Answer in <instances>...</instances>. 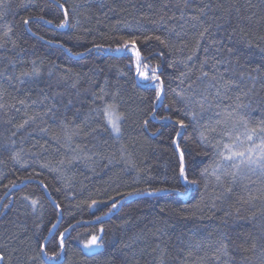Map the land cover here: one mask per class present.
Returning <instances> with one entry per match:
<instances>
[{"label":"trees","instance_id":"16d2710c","mask_svg":"<svg viewBox=\"0 0 264 264\" xmlns=\"http://www.w3.org/2000/svg\"><path fill=\"white\" fill-rule=\"evenodd\" d=\"M237 104L264 121V0H0V264H264Z\"/></svg>","mask_w":264,"mask_h":264},{"label":"snow or ice","instance_id":"6c2138e0","mask_svg":"<svg viewBox=\"0 0 264 264\" xmlns=\"http://www.w3.org/2000/svg\"><path fill=\"white\" fill-rule=\"evenodd\" d=\"M65 15H67V12L65 10ZM25 24L28 23L27 20L24 21ZM51 23V21H49ZM67 21L65 20L61 24L57 25V27H64ZM156 39L158 41H163L159 36L155 37H145V40L147 39ZM99 47V46H97ZM117 51L121 50H130V53L134 55L135 57V63H136V70L139 73L140 76H142L146 80H154L157 82H161L160 77L153 72V74L149 77L146 72L141 71V62H142V56L141 53L136 46L135 40H129L122 46L118 47L116 49ZM231 51V50H229ZM162 89L158 90L156 92V98L159 100L161 97ZM178 95L183 96V93H179ZM246 106L243 104H237L235 108H232V111L226 110V116L227 119L223 121H217V123H228V120H231V128L233 131L237 129H242V131L237 132V135L235 136V139L232 140L231 143L225 144L224 148L227 150V154H221V158L226 161L233 162L232 168L233 171L230 173L233 177L236 176V174L240 171L242 167H251L256 166L260 168L261 170H264V121L259 122L255 127L249 126L248 119L240 114V109L245 108ZM105 115L108 122L111 124L112 129L116 132L120 131V116L117 115L114 111V108L112 105H109L107 108H105ZM178 124L181 128L186 127L184 120H179ZM212 131H215V129H212ZM179 135V133H177ZM225 136H228L229 138L232 137V131H226L224 132ZM201 137L204 138V133H201ZM183 160V153H181V161ZM206 171V170H205ZM181 175H184V169L181 166L180 169ZM215 175V172L213 173ZM185 179H187V176H184ZM217 179L219 180L220 177L217 176ZM154 191H162V189H156ZM136 193H128L129 196L134 195ZM33 205L37 203V201L32 202ZM96 201H92V204H96ZM117 205L116 203L112 204V208H115ZM111 211V208L109 209ZM108 213H104V215H107ZM97 219H100V217H97ZM53 227H56V225H53ZM67 231V229H65ZM101 233L104 231L102 228L99 230ZM47 239V238H45ZM102 243V237L93 235L90 240L87 241L86 247H93V246H100ZM59 247L61 252L64 248V233H60L59 238ZM44 245H41V249L43 250ZM47 254V253H45ZM60 256L59 252H54L52 254V258H55L58 260ZM4 259L3 253H0V260Z\"/></svg>","mask_w":264,"mask_h":264},{"label":"rangeland","instance_id":"374dc122","mask_svg":"<svg viewBox=\"0 0 264 264\" xmlns=\"http://www.w3.org/2000/svg\"><path fill=\"white\" fill-rule=\"evenodd\" d=\"M142 77V76H141ZM143 78V77H142ZM144 79V78H143ZM118 115V114H117ZM119 124H120V121H119ZM112 127V126H111ZM121 129V128H120ZM116 134H119L120 133V131L119 132H116V131H114ZM87 244V242L86 243H84L83 244V249L86 251V252H91V251H96V250H98L99 248H100V246H93V247H91V248H89V247H86L85 245Z\"/></svg>","mask_w":264,"mask_h":264}]
</instances>
